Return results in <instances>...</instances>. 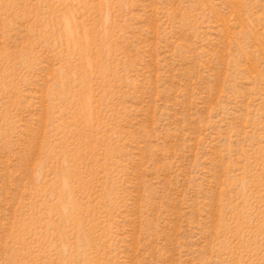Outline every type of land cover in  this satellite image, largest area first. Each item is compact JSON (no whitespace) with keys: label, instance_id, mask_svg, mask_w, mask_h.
<instances>
[{"label":"rangeland","instance_id":"374dc122","mask_svg":"<svg viewBox=\"0 0 264 264\" xmlns=\"http://www.w3.org/2000/svg\"><path fill=\"white\" fill-rule=\"evenodd\" d=\"M0 264H264V0H0Z\"/></svg>","mask_w":264,"mask_h":264}]
</instances>
